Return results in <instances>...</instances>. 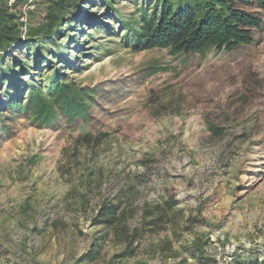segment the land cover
I'll list each match as a JSON object with an SVG mask.
<instances>
[{
    "label": "rangeland",
    "instance_id": "1",
    "mask_svg": "<svg viewBox=\"0 0 264 264\" xmlns=\"http://www.w3.org/2000/svg\"><path fill=\"white\" fill-rule=\"evenodd\" d=\"M117 8L135 10L126 0ZM44 15L41 1L34 21ZM121 34L95 37L114 40L111 51L68 74L84 84L125 78L127 88L98 115V124L58 130L19 123L0 140V264H110L122 243L112 229L91 220L101 196H115L128 183L137 190L133 226L142 222L147 202L173 194L179 204L168 212L170 222L147 233L137 255L121 264H214L231 242L250 245L240 256L264 262V35L261 42L201 57L173 55L167 48L133 52L118 43ZM69 58L81 65V58ZM153 64L157 71L147 74ZM244 68L255 69L263 84L262 94L247 105L234 94ZM209 95L214 101L207 107ZM210 122L224 132L210 131ZM88 131L107 135L99 145L76 144ZM90 168H103L104 178L84 213L69 205L76 194L70 192L81 189L79 180ZM28 199L42 210L38 221L50 220L40 237L31 232L32 221L20 217ZM99 236V254L78 261Z\"/></svg>",
    "mask_w": 264,
    "mask_h": 264
},
{
    "label": "trees",
    "instance_id": "2",
    "mask_svg": "<svg viewBox=\"0 0 264 264\" xmlns=\"http://www.w3.org/2000/svg\"><path fill=\"white\" fill-rule=\"evenodd\" d=\"M42 1L45 15L35 22V12H31L27 37L22 38L17 16L6 0H0V140L12 136L19 123L58 130L98 124V115L109 110L108 105L115 104L127 88L125 78L84 84L74 74H68L87 68L89 59H100L111 51L114 40H95L103 33L116 37L122 31L118 43L133 52L167 48L173 55L201 57L212 49L231 52L261 42L264 35V0H126L135 6L130 13L117 8L122 0ZM100 8L104 9V15L100 14ZM108 21L118 23L119 28L114 29ZM67 55L81 58V65ZM150 68L147 74L158 69L154 64ZM240 76L234 94L239 96L240 103L247 105L262 94V78L253 68H244ZM213 101L211 95L205 98L207 107ZM209 130L221 135L224 127L210 122ZM105 135L93 137L88 131L76 139V144L99 145ZM103 178V168H90L79 180L81 189L72 188L70 193L76 194L69 205L85 213L93 188ZM135 194L136 187L128 183L115 196H101L91 220L93 226L112 229L122 243L110 264H121L136 256L138 241L170 222L168 212L179 204L173 194L162 202H147L142 208V222L133 226L129 219L137 211ZM19 212L21 218L32 221L33 235L40 237L49 227V218L38 221L42 210L30 199L21 205ZM103 238L95 237L88 255L78 261L93 260L99 254L97 247ZM197 249L203 251L202 246ZM231 264L264 262L238 254Z\"/></svg>",
    "mask_w": 264,
    "mask_h": 264
},
{
    "label": "built area",
    "instance_id": "3",
    "mask_svg": "<svg viewBox=\"0 0 264 264\" xmlns=\"http://www.w3.org/2000/svg\"><path fill=\"white\" fill-rule=\"evenodd\" d=\"M41 1L42 0H23L19 3L18 0H6L10 11L17 16L22 38L27 37L31 12H36ZM249 246L250 245H247L245 242L224 244L220 248V253L214 264H231L235 257L244 250H248Z\"/></svg>",
    "mask_w": 264,
    "mask_h": 264
}]
</instances>
